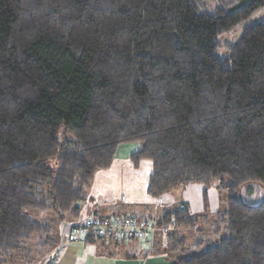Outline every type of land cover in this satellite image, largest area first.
<instances>
[{
    "label": "trees",
    "instance_id": "trees-1",
    "mask_svg": "<svg viewBox=\"0 0 264 264\" xmlns=\"http://www.w3.org/2000/svg\"><path fill=\"white\" fill-rule=\"evenodd\" d=\"M262 7L0 0V264H26L32 249L43 261L58 244L53 222L28 210L79 219L85 187L125 143H141L134 167L151 163L152 199L202 189L201 213L180 203L156 215L171 264H264V196H238L251 183L264 190V19L249 20ZM239 24L235 41H219ZM213 186L226 204L211 213ZM202 220L207 248L180 234Z\"/></svg>",
    "mask_w": 264,
    "mask_h": 264
},
{
    "label": "crops",
    "instance_id": "crops-1",
    "mask_svg": "<svg viewBox=\"0 0 264 264\" xmlns=\"http://www.w3.org/2000/svg\"><path fill=\"white\" fill-rule=\"evenodd\" d=\"M139 149V143L121 144L117 147L111 167L106 171L95 173L92 178V180H98V184L96 186L93 185L89 194L92 195L94 190L97 189L100 192L98 193L99 198L95 200V197H91L90 201H93L90 203L91 205L85 203L86 198L80 200L78 203L81 212L79 219L67 217L59 221L57 230H60L57 231V234L55 233L58 244L44 256L43 261H40L39 264H171L173 255L168 252L165 231L158 232L157 236L151 241H140L138 239L126 241V243H123V241L113 243V240L106 239L89 243L85 241L63 243L62 241L63 228H60V226L63 227L65 224L66 230L68 226L84 220L90 213L100 216L149 217L158 216L165 207H175L180 203L188 204L193 213L202 212V189L197 185H189L182 188V191H185L188 197H193L192 203L188 198L181 201L178 200L177 202L162 198V204L158 207L155 206L153 199L146 192L148 177L151 171L150 161L143 160L136 168L130 159L131 155L139 151ZM115 166L117 167L115 170L117 173L115 171L110 173V170ZM124 168L128 171L131 170L132 180L128 184L131 185V190L121 193L120 199L117 200L113 194L115 189L112 188V185L117 180L121 184L124 183L125 174L120 173V170ZM138 177L140 179L139 183L136 181ZM89 186L90 183L86 187L88 189L83 191L84 195L89 191ZM207 201V208L211 213L223 208L226 204L223 190L217 186H213L207 192ZM193 232L194 230L186 227L180 229V234L189 235L193 234ZM134 241L136 243H133Z\"/></svg>",
    "mask_w": 264,
    "mask_h": 264
},
{
    "label": "rangeland",
    "instance_id": "rangeland-1",
    "mask_svg": "<svg viewBox=\"0 0 264 264\" xmlns=\"http://www.w3.org/2000/svg\"><path fill=\"white\" fill-rule=\"evenodd\" d=\"M262 19H264V7L258 9L257 11H255L249 18V20L253 21V22H256V21L262 20ZM241 27H242V24H239V25L235 26L232 30L223 33L220 36L219 41L220 42L235 41L238 38V36L240 35ZM126 144H128V143H125V144H122V145H126ZM139 144H140V147H141V143H139ZM50 164L56 165V161L55 160H51ZM109 168L104 169V170H98L95 173L101 172V171H106ZM116 169H117V167L115 166L114 168H112L110 170V173L114 172ZM130 171H128L126 168H124L123 170H120V173H124L125 174L124 183L121 184L120 181L117 180V181H115V184L112 185V188L115 189L113 194H114L115 198H117V200L120 199L121 193H125V192H128L129 190H131V185H128V184L131 183V180H132ZM115 173H117V171H115ZM136 181L139 183V181H140L139 177L137 178ZM96 184H98V180H92L91 179L90 186H89V191L85 194V198H86L85 203H87L89 205H91L90 203L93 202V201H90L91 197L92 198L95 197V200H97V198H99L98 193H100V192L97 191V189L94 190L92 195L89 194L90 191H91V188L93 187V185L96 186ZM218 188L220 189L221 187L218 186ZM87 189L88 188L85 187L84 191H86ZM187 192H188V190H187ZM238 196L240 198H242L248 204L255 205V204H258L262 200V198L264 196V190L259 184L251 183L248 186H243L242 189L240 190ZM163 198L167 199V200L168 199L172 200L173 202H177L178 200L181 201L182 199L188 198L191 201V203L193 202V197H188L186 192L182 191L181 187H178V188L170 190ZM153 201H154V199H153ZM28 212H29L30 216L33 219H35V220H38V221H52L53 222L52 223V227H53V234L54 235H55V232L60 230V229L57 230L56 212H53V211L44 212V211H38V210H32V209L28 210ZM92 214L93 213H90L88 216H91ZM200 225H202L201 228H200L201 231H195L194 230L193 234H189L187 237H188V239H193V238H198V237L202 238L203 241H205L203 246H204V248H207V247H209L210 239L212 237V235H209V234H211L210 223L208 221H206V220H202ZM65 227H66L65 224L63 225V227L60 226V228H63L62 229V231H63L62 232L63 233V237H62L63 238L62 239L63 243H65V241H64ZM134 240H136V239H134ZM123 243H126V241H123ZM133 243H136V241H134ZM138 243H140V242H138ZM40 256H41V251L39 249H32L30 257H29V261L26 264H39V262L41 260Z\"/></svg>",
    "mask_w": 264,
    "mask_h": 264
},
{
    "label": "built area",
    "instance_id": "built-area-1",
    "mask_svg": "<svg viewBox=\"0 0 264 264\" xmlns=\"http://www.w3.org/2000/svg\"><path fill=\"white\" fill-rule=\"evenodd\" d=\"M161 204L162 198L154 199L155 206ZM89 234L113 241L132 239L151 241L158 234L157 217L88 216L83 221L66 228L64 241L65 243L85 241Z\"/></svg>",
    "mask_w": 264,
    "mask_h": 264
}]
</instances>
